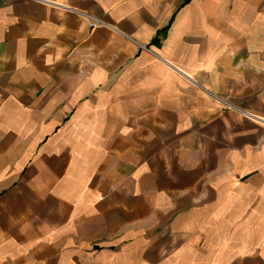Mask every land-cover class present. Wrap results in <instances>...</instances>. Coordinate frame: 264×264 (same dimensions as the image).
I'll return each mask as SVG.
<instances>
[{"label": "crops", "instance_id": "0c3cea01", "mask_svg": "<svg viewBox=\"0 0 264 264\" xmlns=\"http://www.w3.org/2000/svg\"><path fill=\"white\" fill-rule=\"evenodd\" d=\"M0 264H264V0H0Z\"/></svg>", "mask_w": 264, "mask_h": 264}, {"label": "built area", "instance_id": "2783aa9c", "mask_svg": "<svg viewBox=\"0 0 264 264\" xmlns=\"http://www.w3.org/2000/svg\"><path fill=\"white\" fill-rule=\"evenodd\" d=\"M80 15H82L83 17L86 18L87 20V23L91 26H94V25H100L101 24V21L97 20V19H94L92 16H90L89 14L87 13H82V12H79Z\"/></svg>", "mask_w": 264, "mask_h": 264}]
</instances>
